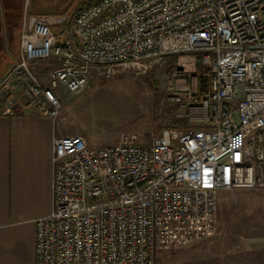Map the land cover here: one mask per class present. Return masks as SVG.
<instances>
[{
  "label": "built area",
  "instance_id": "1",
  "mask_svg": "<svg viewBox=\"0 0 264 264\" xmlns=\"http://www.w3.org/2000/svg\"><path fill=\"white\" fill-rule=\"evenodd\" d=\"M52 24L24 14L0 81L5 113L23 100L57 119L62 89L78 95L94 75L170 56L181 82L170 99L184 113L149 143L133 132L96 148L81 134L54 139L36 264H155L160 250L214 233L222 191L264 188V0H91L72 35Z\"/></svg>",
  "mask_w": 264,
  "mask_h": 264
},
{
  "label": "rangeland",
  "instance_id": "2",
  "mask_svg": "<svg viewBox=\"0 0 264 264\" xmlns=\"http://www.w3.org/2000/svg\"><path fill=\"white\" fill-rule=\"evenodd\" d=\"M88 1L10 0V5L21 6L20 17L16 16L19 23L25 13L44 15L54 24L61 23L52 26L54 32L68 29L72 35L74 15ZM14 32L19 40V29ZM15 47L10 44L12 52ZM17 57H13V65ZM177 62V57L170 56L146 71L124 68L111 78L94 75L78 95L62 89L57 123L64 127L63 135L81 134L96 148L117 143L123 132L136 133L149 143L163 128L182 125L184 108L170 99L181 83L175 79ZM155 264H264V188L222 191L214 233L191 244L160 250Z\"/></svg>",
  "mask_w": 264,
  "mask_h": 264
},
{
  "label": "crops",
  "instance_id": "3",
  "mask_svg": "<svg viewBox=\"0 0 264 264\" xmlns=\"http://www.w3.org/2000/svg\"><path fill=\"white\" fill-rule=\"evenodd\" d=\"M18 8L0 0V80L19 53ZM63 131L57 119L22 101L13 113L0 109V264H36L35 220L53 207V142Z\"/></svg>",
  "mask_w": 264,
  "mask_h": 264
}]
</instances>
